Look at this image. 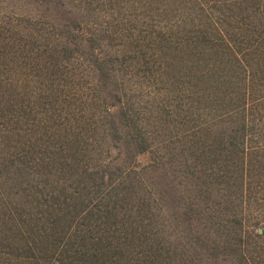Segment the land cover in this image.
<instances>
[{
  "label": "trees",
  "instance_id": "1",
  "mask_svg": "<svg viewBox=\"0 0 264 264\" xmlns=\"http://www.w3.org/2000/svg\"><path fill=\"white\" fill-rule=\"evenodd\" d=\"M0 264H264V0H0Z\"/></svg>",
  "mask_w": 264,
  "mask_h": 264
},
{
  "label": "water",
  "instance_id": "2",
  "mask_svg": "<svg viewBox=\"0 0 264 264\" xmlns=\"http://www.w3.org/2000/svg\"><path fill=\"white\" fill-rule=\"evenodd\" d=\"M259 231H261V229H259Z\"/></svg>",
  "mask_w": 264,
  "mask_h": 264
}]
</instances>
